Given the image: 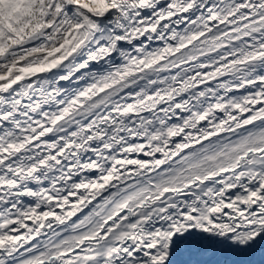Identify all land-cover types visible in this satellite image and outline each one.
<instances>
[{
  "label": "snow or ice",
  "instance_id": "obj_1",
  "mask_svg": "<svg viewBox=\"0 0 264 264\" xmlns=\"http://www.w3.org/2000/svg\"><path fill=\"white\" fill-rule=\"evenodd\" d=\"M0 264H264V0H0Z\"/></svg>",
  "mask_w": 264,
  "mask_h": 264
}]
</instances>
